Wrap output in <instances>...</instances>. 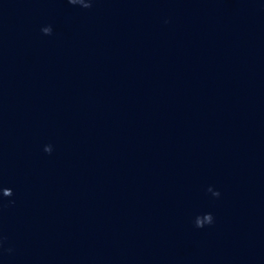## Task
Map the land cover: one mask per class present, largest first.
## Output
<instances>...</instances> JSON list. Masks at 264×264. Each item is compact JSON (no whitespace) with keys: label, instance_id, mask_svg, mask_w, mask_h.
Here are the masks:
<instances>
[{"label":"water","instance_id":"obj_1","mask_svg":"<svg viewBox=\"0 0 264 264\" xmlns=\"http://www.w3.org/2000/svg\"><path fill=\"white\" fill-rule=\"evenodd\" d=\"M0 264H264V0H0Z\"/></svg>","mask_w":264,"mask_h":264}]
</instances>
